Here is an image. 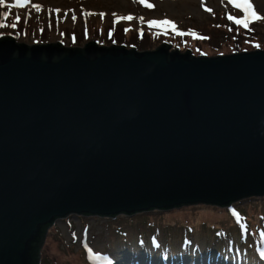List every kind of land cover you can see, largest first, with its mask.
I'll return each instance as SVG.
<instances>
[{"label":"water","instance_id":"water-1","mask_svg":"<svg viewBox=\"0 0 264 264\" xmlns=\"http://www.w3.org/2000/svg\"><path fill=\"white\" fill-rule=\"evenodd\" d=\"M264 195V48L0 36V264H40L48 227Z\"/></svg>","mask_w":264,"mask_h":264},{"label":"rangeland","instance_id":"rangeland-1","mask_svg":"<svg viewBox=\"0 0 264 264\" xmlns=\"http://www.w3.org/2000/svg\"><path fill=\"white\" fill-rule=\"evenodd\" d=\"M149 3L153 7H147ZM251 4L262 18L249 21L248 27L257 34L243 39L241 48L253 49L257 44L264 48V0H251ZM5 11L12 14L6 21L8 27L0 28V33L26 44L60 41L83 45L95 39L100 44L119 41L142 46L140 42H150L154 48L172 41L182 48H193L195 54L208 55L232 49L233 42L226 36L217 41H210V35L202 36L205 32L217 33L214 21L220 22L222 11L245 16L243 9L230 0H31L24 8L0 6V18ZM17 14L21 19L13 29ZM129 15L134 19L115 22L117 17ZM164 19L173 21L179 33L148 24ZM148 27L146 37L139 38L140 30ZM89 248L97 258H90ZM189 263L264 264V195L242 198L227 207L194 203L130 215L71 213L48 227L40 254V264Z\"/></svg>","mask_w":264,"mask_h":264},{"label":"snow or ice","instance_id":"snow-or-ice-1","mask_svg":"<svg viewBox=\"0 0 264 264\" xmlns=\"http://www.w3.org/2000/svg\"><path fill=\"white\" fill-rule=\"evenodd\" d=\"M141 2L144 3L145 0H141ZM230 2L232 4H234L238 8H242L244 13H245L244 17H236V16H233V15L229 14L228 19L235 21V23L237 25H243V27L248 28L250 20H252V19H261L262 18L255 11L253 5L251 4V0H230ZM29 3H31V0H13V3H11V4H8L7 0H0V6H7L9 8H24ZM146 6L149 7V8L153 7V5L150 4V3L147 4ZM32 7L36 8L38 10L41 8V6L38 5V4H33ZM207 10L211 11V9H207ZM56 11L59 12L60 10L57 9ZM11 14L12 13L10 11H5V12L2 13V18H0V28L8 27V24L6 23V21H7V18ZM29 15H30V13H29ZM86 15H90V13H87ZM100 15L103 16L104 14L101 13ZM72 18H73V20L76 19L75 16H73ZM20 19H21L20 15L17 14L16 17H15V21L11 24V27L13 29L18 27ZM121 19L132 20V19H134V17L131 16V15L126 16V17H117V20L115 22H119V20H121ZM140 20H141V22H143L144 18L141 17ZM148 24H149L150 27L162 28L165 32L168 31L169 27L171 29H173V30H177L178 31V29L176 28L175 23L173 21H171V20H168V19L151 20V21H148ZM111 31L112 30H110V35H111ZM126 31H127V29H126ZM140 31H141V34H142L143 29H141ZM180 34H184V33H180ZM2 35H3V33H0V36H2ZM256 46L260 47L259 44H257ZM88 252L90 254H92L90 258H93V259L97 258V254L92 253V249L91 248L88 249Z\"/></svg>","mask_w":264,"mask_h":264},{"label":"trees","instance_id":"trees-1","mask_svg":"<svg viewBox=\"0 0 264 264\" xmlns=\"http://www.w3.org/2000/svg\"><path fill=\"white\" fill-rule=\"evenodd\" d=\"M222 13L224 15L221 16V19H220V22H216L214 21V25L216 26L217 28V33L214 34L212 32H209V33H203L202 36H208L210 35L211 36V39H209L210 41L211 40H215L217 41L218 39H220L221 36H226V38L230 39V41L233 42V44H231V47L232 49L231 50H228L227 52H217V53H228V52H232V51H240V50H247L246 48H241V43H242V40L245 39V38H251L253 36H255V34H257V30L253 29V27H248V28H245V27H238L236 25H234L232 23L231 20L228 19V14L224 13L222 11ZM221 15L220 12H218V16ZM215 16V14H213V17ZM228 19V20H227ZM146 30H149V27L144 29L142 34H140V36H138V33L133 29V34L137 35L139 38H141L143 35L145 36V33H146ZM177 33H179L177 31ZM143 36V37H144ZM117 37H120L119 35ZM146 37V36H145ZM150 41V40H148ZM170 41V40H168ZM220 41V40H219ZM231 42V43H232ZM117 44H125L127 45L128 47H136L138 49H150L151 48V45L147 42H140V44H144V45H136L134 43L131 42V44H127V42H119V41H116ZM172 44L173 47H178L179 50L183 51V49H187L189 47H186L184 46L183 48L180 47V45L178 43H173L172 41L169 42ZM105 45H109L110 43H103ZM68 45H71V44H68ZM74 45H78V44H74ZM192 50V52L195 54V51L193 50V48H190ZM252 49V48H251ZM254 49V48H253ZM204 54V53H201V52H198L197 54ZM235 202L231 203L234 204ZM226 207V206H224ZM153 210V209H152Z\"/></svg>","mask_w":264,"mask_h":264},{"label":"bare ground","instance_id":"bare-ground-1","mask_svg":"<svg viewBox=\"0 0 264 264\" xmlns=\"http://www.w3.org/2000/svg\"><path fill=\"white\" fill-rule=\"evenodd\" d=\"M190 264V263H189Z\"/></svg>","mask_w":264,"mask_h":264}]
</instances>
